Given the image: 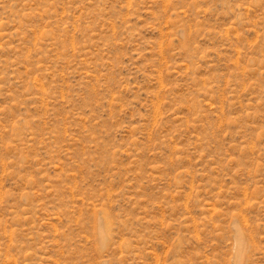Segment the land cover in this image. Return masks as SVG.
Masks as SVG:
<instances>
[{
	"label": "rangeland",
	"instance_id": "374dc122",
	"mask_svg": "<svg viewBox=\"0 0 264 264\" xmlns=\"http://www.w3.org/2000/svg\"><path fill=\"white\" fill-rule=\"evenodd\" d=\"M0 264H264V0H0Z\"/></svg>",
	"mask_w": 264,
	"mask_h": 264
},
{
	"label": "bare ground",
	"instance_id": "6f19581e",
	"mask_svg": "<svg viewBox=\"0 0 264 264\" xmlns=\"http://www.w3.org/2000/svg\"><path fill=\"white\" fill-rule=\"evenodd\" d=\"M239 255H240V253H239Z\"/></svg>",
	"mask_w": 264,
	"mask_h": 264
}]
</instances>
